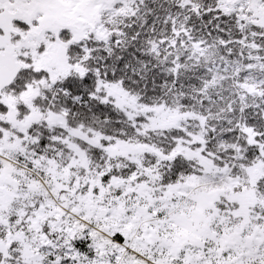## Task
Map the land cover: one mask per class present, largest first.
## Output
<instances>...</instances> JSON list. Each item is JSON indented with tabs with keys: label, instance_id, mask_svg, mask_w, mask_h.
I'll use <instances>...</instances> for the list:
<instances>
[{
	"label": "snow or ice",
	"instance_id": "6c2138e0",
	"mask_svg": "<svg viewBox=\"0 0 264 264\" xmlns=\"http://www.w3.org/2000/svg\"><path fill=\"white\" fill-rule=\"evenodd\" d=\"M0 264H264V0H0Z\"/></svg>",
	"mask_w": 264,
	"mask_h": 264
}]
</instances>
